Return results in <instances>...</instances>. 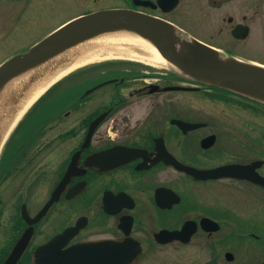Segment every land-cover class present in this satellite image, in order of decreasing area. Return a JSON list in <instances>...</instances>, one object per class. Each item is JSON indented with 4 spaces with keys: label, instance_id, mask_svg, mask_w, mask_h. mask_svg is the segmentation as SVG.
<instances>
[{
    "label": "flooded vegetation",
    "instance_id": "1",
    "mask_svg": "<svg viewBox=\"0 0 264 264\" xmlns=\"http://www.w3.org/2000/svg\"><path fill=\"white\" fill-rule=\"evenodd\" d=\"M36 1L0 0V55L19 7ZM77 3L84 14L124 9L163 20L172 25L160 34L166 46L192 37L264 62V0H68V8ZM185 86L198 85L172 67L107 58L41 94L0 150V264H147L168 249L208 250L207 264L240 250L228 264H264V123L232 121L248 111L225 92L170 89Z\"/></svg>",
    "mask_w": 264,
    "mask_h": 264
},
{
    "label": "water",
    "instance_id": "2",
    "mask_svg": "<svg viewBox=\"0 0 264 264\" xmlns=\"http://www.w3.org/2000/svg\"><path fill=\"white\" fill-rule=\"evenodd\" d=\"M163 29L165 28L162 25L126 10H104L83 16L49 35L29 51L18 54L1 65L0 91L11 79L44 64L80 43L105 33L128 30L149 40L161 57L184 76L264 103V67L233 58L226 59L216 50L197 41L183 43L179 47L181 50L170 45L166 46L160 35ZM34 79L35 76L30 79L25 89ZM208 176L205 174L203 177ZM210 222L212 225L216 224ZM175 237L177 234H171L169 239ZM133 259L131 258L130 261ZM227 259L233 260V255L228 254Z\"/></svg>",
    "mask_w": 264,
    "mask_h": 264
},
{
    "label": "rangeland",
    "instance_id": "3",
    "mask_svg": "<svg viewBox=\"0 0 264 264\" xmlns=\"http://www.w3.org/2000/svg\"><path fill=\"white\" fill-rule=\"evenodd\" d=\"M67 1L68 0H38L36 2H23L25 6H20L18 12L20 14V20L17 21L15 25L8 26L6 46L3 53L0 55L2 57V59H0V64L5 59L10 57L13 58L18 54H23L24 52L29 51L33 46L36 45V43L44 40L46 36L52 33V31H55V29L61 24L86 12L87 6H85V8L79 3H77L78 5L76 7L72 6L71 9H69ZM9 13L12 14L11 9H9ZM255 63L264 65V62ZM57 68V65L53 67L54 70ZM38 75L40 76L35 78L34 83H36L38 80H43V77L52 75V71L45 73L40 70V73L33 76ZM33 76L29 78L31 79ZM64 76L65 75H63L60 79H62ZM30 79L27 81L28 83ZM58 81H56L54 84H56ZM27 82L17 91L13 93L8 92L6 94V100L3 102L4 105L9 108V110L18 107L19 102L22 101V94H24L22 90L24 89ZM9 114L10 111L5 113V117L10 118ZM14 115L15 112L12 114V116ZM244 115L245 116H238L232 121H245L248 123H257L260 121L264 123V115L260 116L254 114V116H251L249 113H244ZM199 251L202 252V254H200ZM232 252L235 258L242 255L240 250L238 252L233 250ZM210 258L211 252L208 250L201 251L197 249L195 252H184L183 254L179 255L174 249H168L166 256H160L153 259L145 258L143 261L147 262V264H207V262L210 261ZM216 264H227L222 250L218 251ZM235 264H237V262Z\"/></svg>",
    "mask_w": 264,
    "mask_h": 264
},
{
    "label": "bare ground",
    "instance_id": "4",
    "mask_svg": "<svg viewBox=\"0 0 264 264\" xmlns=\"http://www.w3.org/2000/svg\"><path fill=\"white\" fill-rule=\"evenodd\" d=\"M179 49L181 50V48ZM106 58H130L156 65L170 66L169 62L161 57L149 40L128 30L105 33L80 43L51 58L44 64L26 71L7 82L0 91V139L3 137L8 126L10 127L18 119L12 118L11 114L9 115L10 118H6L5 113H8V111H10V113L16 111L21 113L23 109V106L19 105L9 110V108L4 105L8 92L13 93L20 89L29 80V77L40 73V70L47 73L51 71L55 64H62V67L58 68L59 70L56 73L49 75L47 78L44 77L43 80H38L35 84L30 86L27 92V95L30 96L29 103L27 104L28 107L42 94V92L60 79L65 73L80 65Z\"/></svg>",
    "mask_w": 264,
    "mask_h": 264
},
{
    "label": "trees",
    "instance_id": "5",
    "mask_svg": "<svg viewBox=\"0 0 264 264\" xmlns=\"http://www.w3.org/2000/svg\"><path fill=\"white\" fill-rule=\"evenodd\" d=\"M211 89H214V90H216V91H224V90H220V89H218V88H213V87H210ZM245 101H243V100H241V101H239V103L243 106V107H245V108H251V109H253L255 112H262V113H264V105H262V104H260V103H258V102H254V101H252V100H249V99H244ZM231 102H233V103H237L235 100H232L231 99Z\"/></svg>",
    "mask_w": 264,
    "mask_h": 264
}]
</instances>
